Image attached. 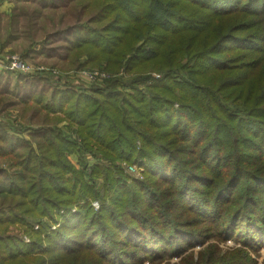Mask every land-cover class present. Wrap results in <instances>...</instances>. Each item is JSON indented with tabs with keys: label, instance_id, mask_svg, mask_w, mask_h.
<instances>
[{
	"label": "trees",
	"instance_id": "obj_1",
	"mask_svg": "<svg viewBox=\"0 0 264 264\" xmlns=\"http://www.w3.org/2000/svg\"><path fill=\"white\" fill-rule=\"evenodd\" d=\"M5 1L14 3L11 29L30 43L26 57L36 46L60 71L106 64L138 75L80 91L37 78L48 87L2 94L36 127L26 140L0 126L10 162L0 168V264H154L211 236L262 247L264 91L244 80L253 66L229 65L228 53L264 62V0ZM64 121L76 137L57 127ZM95 151L109 167L88 168ZM77 154L87 157L81 169L69 159ZM117 162L142 166V181ZM62 211L51 231L45 221ZM186 214L209 223L208 235L181 221ZM10 226L24 233L8 235ZM243 255L213 264H255Z\"/></svg>",
	"mask_w": 264,
	"mask_h": 264
},
{
	"label": "rangeland",
	"instance_id": "obj_2",
	"mask_svg": "<svg viewBox=\"0 0 264 264\" xmlns=\"http://www.w3.org/2000/svg\"><path fill=\"white\" fill-rule=\"evenodd\" d=\"M14 7L13 2L9 1H1L0 0V98L3 93L11 92L9 89H15L17 92V96L19 97H28L31 94H35L38 90H43L42 88L48 87L44 86L43 83L47 84L44 81H39L37 78H45L48 79L53 86L55 87L60 86V88H63L64 86H75L76 91L80 90H88V89H98L103 90L106 89L112 80L118 79V78H126V80H130L133 78H136L138 73L126 71L125 69L121 68L120 71L116 73L117 71H110L106 68V64H103L102 66H87L88 68H81L76 70H61L60 68H51L50 66L57 64L58 61L56 60L54 63L49 62L50 60H44L43 57H41L39 50L35 46L36 51L29 52V55L27 57L25 56L26 50L29 47L30 43L28 39L24 36H19L18 34H15L11 27H10V15L13 10H11ZM235 23V20H228V21H222L220 22L219 26H222L224 30H228L231 26ZM62 45L63 44H59ZM58 47V46H54ZM61 47V46H60ZM38 53V54H37ZM54 54L58 55H64V52H57ZM231 57V60L229 61V65H237L234 67L243 68L242 66L247 63L248 68L253 66L252 69H245L241 70L243 71L245 75V81L246 83L250 84L251 87L257 91H264V62L262 59H259L258 56L250 57V56H237L238 53H235L234 51H231L228 53ZM7 56H18L22 58L25 63H27L33 71H37L36 69L40 67H44L47 70L42 72H31L30 74L26 73L27 75L19 74V73H10V71L5 69V64L1 63ZM87 60V57L84 55L81 57L80 62L83 63ZM4 62V61H3ZM79 62V61H78ZM46 64V65H45ZM126 69H128L126 67ZM54 72L57 74L55 75ZM84 72H91V73H98L99 77L97 80L92 81L89 80L87 77L84 76ZM49 73V74H48ZM181 73H184L183 71ZM152 77L155 79H160V75L158 73H149ZM23 75V76H22ZM29 79V80H28ZM34 79V80H32ZM38 80V81H37ZM31 83H33L31 85ZM144 93L146 92L145 86H140ZM231 88L233 89L234 86L232 85ZM117 91H126L130 92V88L122 89L117 88ZM87 92V91H86ZM78 93V92H77ZM89 93V92H88ZM258 93V94H260ZM256 94V95H258ZM9 99L8 102L4 103L3 101H0V126L1 128L5 129L10 134H15L17 137L23 138L28 140L29 135L32 132L33 128L36 127V125L29 121L28 118H26L20 111L18 107H8L11 103H13L16 99L14 96H9L7 94ZM178 106V104L176 105ZM66 126V128H65ZM58 128L63 129V132L67 136H74L76 137L75 132L78 131L76 126H71L68 124V122H60L58 123ZM79 145V147H81ZM86 154V153H85ZM93 156L87 158L86 155H71L69 156L70 161L72 164L77 168L81 169L80 161L83 158H87V161L89 162L88 168H92L98 164L99 166L105 165V167L110 166V161L105 163L102 159V156L98 154L97 151L92 153ZM256 155V154H255ZM257 156V155H256ZM259 159V158H258ZM261 159H259V162L261 163ZM116 167L120 168L124 174H126L129 179L135 181H142L144 178V168L140 166L137 163H125V162H117ZM0 168H5L10 170V162L7 159H3V157L0 156ZM261 171L264 172V166L261 168ZM103 180L100 179L97 184V190L99 192L103 191ZM104 192V191H103ZM102 195V194H101ZM93 206L95 209L99 208V203H93ZM61 217L56 222H50L45 221V223L49 222V225L51 226V231H56L60 228L63 217L65 213L62 211L60 213ZM182 220H186L188 223V226H194L197 225L193 217L186 215H181ZM191 221V224H190ZM41 227V224L38 223ZM35 226V228H39V226ZM212 228V226L209 223L206 224H198L197 229L204 231L206 235H208L209 230ZM6 233L8 235H22L23 229L20 226H10ZM214 236H211L210 239L204 241L202 244L201 240H195L194 247L187 250V248L181 247V251H184L180 253L179 255H172L170 254L167 257H163V260L157 261L154 264H213V263H219L221 261H225L228 258H232L233 254L244 252L243 259L249 258L252 262L255 264H264V243L262 244V247L258 251H253L252 249H249L248 247H242L240 245L241 242H238L235 239L227 240L226 242H220L218 239L213 238ZM27 243H29V240L26 238ZM176 244V242L174 243ZM161 249V248H160ZM162 250V249H161ZM122 264H150L147 260H144V262L139 263L138 260L134 261H124Z\"/></svg>",
	"mask_w": 264,
	"mask_h": 264
},
{
	"label": "built area",
	"instance_id": "obj_3",
	"mask_svg": "<svg viewBox=\"0 0 264 264\" xmlns=\"http://www.w3.org/2000/svg\"><path fill=\"white\" fill-rule=\"evenodd\" d=\"M3 61H1V63L5 64V69L12 73L27 75L26 73L30 74L31 72H42L47 70L44 67H40L36 69L37 71H33V69L27 63H25V61L22 58L18 56H7ZM42 73H46V72H42ZM54 74L56 75L57 73L54 72ZM83 74L85 77H87L89 80L92 81L97 80L99 77V74L96 72L95 73L84 72Z\"/></svg>",
	"mask_w": 264,
	"mask_h": 264
}]
</instances>
